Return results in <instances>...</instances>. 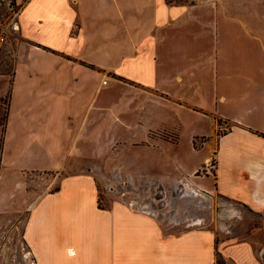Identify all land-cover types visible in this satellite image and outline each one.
Here are the masks:
<instances>
[{
  "label": "crops",
  "instance_id": "1",
  "mask_svg": "<svg viewBox=\"0 0 264 264\" xmlns=\"http://www.w3.org/2000/svg\"><path fill=\"white\" fill-rule=\"evenodd\" d=\"M14 1L35 68L12 84L29 142L88 138L96 158L109 116L111 137L143 152L150 174L175 171L174 183L264 211V18L247 7L256 0ZM217 118L231 124L220 135ZM163 128L177 130L173 145L152 135ZM88 176L65 178L32 209L24 234L36 264H216L217 251L226 264H263L251 240L167 231L121 201L99 208Z\"/></svg>",
  "mask_w": 264,
  "mask_h": 264
},
{
  "label": "rangeland",
  "instance_id": "2",
  "mask_svg": "<svg viewBox=\"0 0 264 264\" xmlns=\"http://www.w3.org/2000/svg\"><path fill=\"white\" fill-rule=\"evenodd\" d=\"M247 7L257 9L264 18V0L247 3ZM19 8L14 0H0V19L17 18ZM28 47L17 33L0 59V264H36L24 234L30 213L43 196L55 193L65 178L77 174H89L95 182L97 205L101 209L113 201H121L136 212L153 216L167 231L210 230L216 236V244L225 239L251 240L264 264V211L254 212L215 193H205L204 198L200 192L195 195L194 204H187L180 199L181 190L173 182L177 178L175 171L168 175L150 174L156 165L145 166L143 152L132 150L130 144L119 142L116 136L111 137V117H103L101 152L96 158L93 142L88 138H81L78 143L70 139L59 144L62 152L55 155L51 151L58 147L56 144L31 143L28 137L22 136L21 111L13 104L12 84L17 71L35 69L25 54ZM185 57L181 53L176 58L177 69L183 66ZM203 123L201 127L209 132V124ZM217 125L219 132L231 128L222 119ZM199 126L196 124L194 128ZM163 131L178 134L177 130L163 128L152 135ZM27 132L29 136L30 131ZM189 136L190 131L183 133L184 149L189 146ZM159 138L166 145L174 144L164 136ZM197 161L190 159L188 163L194 165ZM166 164L168 167V160ZM204 174L200 170L197 176L204 177ZM85 209L89 211L87 203ZM216 264H226L218 251Z\"/></svg>",
  "mask_w": 264,
  "mask_h": 264
},
{
  "label": "built area",
  "instance_id": "3",
  "mask_svg": "<svg viewBox=\"0 0 264 264\" xmlns=\"http://www.w3.org/2000/svg\"><path fill=\"white\" fill-rule=\"evenodd\" d=\"M17 18L15 17V19L13 18L11 20L0 19V59L5 48L11 45L12 39L16 37L17 33H19L20 29ZM76 28H78V25H76ZM155 135L158 137L164 136L172 143L176 142L178 138V135L171 131L157 132Z\"/></svg>",
  "mask_w": 264,
  "mask_h": 264
},
{
  "label": "bare ground",
  "instance_id": "4",
  "mask_svg": "<svg viewBox=\"0 0 264 264\" xmlns=\"http://www.w3.org/2000/svg\"><path fill=\"white\" fill-rule=\"evenodd\" d=\"M181 184H183V186H184V188L182 189V193H184V194H183L181 200L184 199L183 201H185L187 204H190V205L194 204L193 203V199H194L195 195L199 194L200 192H198L197 190H195L194 187H192L191 185H189L187 182H182L181 183L180 181H175V187L176 188H178L177 186H179ZM200 195H201V197L202 196L204 197L203 193H201ZM70 253L72 254V251H70Z\"/></svg>",
  "mask_w": 264,
  "mask_h": 264
},
{
  "label": "trees",
  "instance_id": "5",
  "mask_svg": "<svg viewBox=\"0 0 264 264\" xmlns=\"http://www.w3.org/2000/svg\"><path fill=\"white\" fill-rule=\"evenodd\" d=\"M220 121H221V119H218V118L216 119V122H217L218 124H219ZM217 134L220 135V134H222V132H219V130H218V131H217Z\"/></svg>",
  "mask_w": 264,
  "mask_h": 264
}]
</instances>
